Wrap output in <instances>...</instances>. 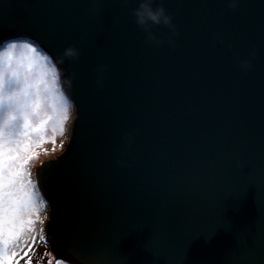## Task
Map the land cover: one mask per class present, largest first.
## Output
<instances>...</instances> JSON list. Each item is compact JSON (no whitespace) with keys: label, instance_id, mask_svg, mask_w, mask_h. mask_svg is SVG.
I'll return each mask as SVG.
<instances>
[{"label":"water","instance_id":"95a60500","mask_svg":"<svg viewBox=\"0 0 264 264\" xmlns=\"http://www.w3.org/2000/svg\"><path fill=\"white\" fill-rule=\"evenodd\" d=\"M139 2L0 0V49L32 41L71 80L64 151L35 165L55 264H264V0H154L160 46Z\"/></svg>","mask_w":264,"mask_h":264},{"label":"snow or ice","instance_id":"6c2138e0","mask_svg":"<svg viewBox=\"0 0 264 264\" xmlns=\"http://www.w3.org/2000/svg\"><path fill=\"white\" fill-rule=\"evenodd\" d=\"M70 109L49 56L27 42L0 52V264H32L36 237L45 241L41 213L47 204L29 165L45 143L55 151Z\"/></svg>","mask_w":264,"mask_h":264},{"label":"clouds","instance_id":"9594fccd","mask_svg":"<svg viewBox=\"0 0 264 264\" xmlns=\"http://www.w3.org/2000/svg\"><path fill=\"white\" fill-rule=\"evenodd\" d=\"M239 0H230L229 7L235 9L237 7ZM154 0H140L138 3V7L131 10V14L135 17V23L139 28H141L146 34V43L149 44H156L157 46L162 45L165 40L158 39L156 35L152 32V26H164L170 29L172 36L177 35V28L176 25L173 23V16L167 12L164 8L163 3H159L156 7H153ZM167 43L171 46L175 47V42L172 40L171 37H168ZM8 45L15 43V42H6ZM251 56H255L256 52L253 50L250 53ZM80 56V51L74 45H70L67 47L61 58L60 62L62 63L65 58L68 59H77ZM240 66L244 69H251L252 65L251 62L248 60L240 61ZM105 70L107 66H104ZM58 71V69H57ZM59 84L62 89L63 85L66 84L69 88L71 87V80L65 79L62 83L59 79ZM131 133H128L125 136V141L128 144V147H131ZM126 154V153H125ZM119 166H124L125 161L120 159L117 161Z\"/></svg>","mask_w":264,"mask_h":264},{"label":"rangeland","instance_id":"374dc122","mask_svg":"<svg viewBox=\"0 0 264 264\" xmlns=\"http://www.w3.org/2000/svg\"><path fill=\"white\" fill-rule=\"evenodd\" d=\"M10 42H15V43H18V44L19 43H25V42L31 43L34 46H36L37 49L42 52V54L47 55L44 51H42V49L39 48V46L36 43H34L32 41L25 40V39H14V40H12ZM7 45L8 44H5L4 47L2 49H0V52L4 51L5 48L7 47ZM50 60H51V63L55 65V63L53 62L51 57H50ZM62 91H63V88H62ZM70 104H71L70 117H72V102L71 101H70ZM71 123H72V119L69 118V120L65 124V127H66L67 131H70ZM61 142L63 143V147L62 148L60 147ZM44 149L48 150L47 154H45ZM52 149H53V144L51 142L45 143L40 148L36 149V152L39 153V155L37 157H34V159L32 161H30L29 168H30V171H31L32 179L34 181H36V183H37V178H36L35 165L38 162H44V157H55L58 151H64V135L63 136H59V135L56 136L55 151H53ZM46 204H47V207L41 213V216L42 217L46 216V219H47V217H49V209L50 208H49V205H48L47 202H46ZM46 219L44 220V223H43V230H44L43 231V235L45 237V241L41 242L40 239H39V236H37L35 243L32 245L33 246V252L29 253V255L32 256V264H49L50 260H51V264H55V262H56V258L54 256V254L52 253L48 242L46 241V234H45V231H46ZM40 227H41V225L39 223H37V225H36L37 231H39ZM29 243H32L31 240L29 241ZM25 251H28L27 247L25 248ZM25 259H27V257H25ZM20 264H25L24 260H21ZM58 264H60V263H58Z\"/></svg>","mask_w":264,"mask_h":264}]
</instances>
